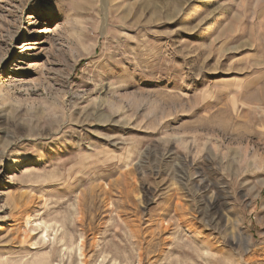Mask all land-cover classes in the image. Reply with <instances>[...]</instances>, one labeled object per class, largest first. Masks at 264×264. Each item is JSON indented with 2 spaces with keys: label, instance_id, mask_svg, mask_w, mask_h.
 I'll use <instances>...</instances> for the list:
<instances>
[{
  "label": "rangeland",
  "instance_id": "rangeland-1",
  "mask_svg": "<svg viewBox=\"0 0 264 264\" xmlns=\"http://www.w3.org/2000/svg\"><path fill=\"white\" fill-rule=\"evenodd\" d=\"M0 264H264V0H0Z\"/></svg>",
  "mask_w": 264,
  "mask_h": 264
},
{
  "label": "bare ground",
  "instance_id": "bare-ground-1",
  "mask_svg": "<svg viewBox=\"0 0 264 264\" xmlns=\"http://www.w3.org/2000/svg\"><path fill=\"white\" fill-rule=\"evenodd\" d=\"M46 33H47V31H43V32H42L43 35L46 34Z\"/></svg>",
  "mask_w": 264,
  "mask_h": 264
}]
</instances>
